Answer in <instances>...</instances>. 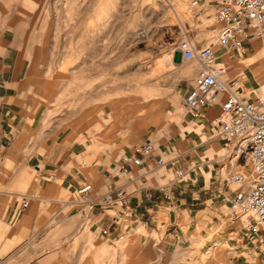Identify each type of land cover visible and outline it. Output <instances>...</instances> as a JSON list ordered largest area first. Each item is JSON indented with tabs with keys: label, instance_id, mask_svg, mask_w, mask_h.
I'll return each instance as SVG.
<instances>
[{
	"label": "rangeland",
	"instance_id": "rangeland-1",
	"mask_svg": "<svg viewBox=\"0 0 264 264\" xmlns=\"http://www.w3.org/2000/svg\"><path fill=\"white\" fill-rule=\"evenodd\" d=\"M200 3L0 0V55L6 46L28 59L25 64L29 62L31 69L25 78L39 83L36 91L30 89L32 93L46 97V125L57 120V128L65 129L75 121L87 122L93 140L107 126L109 144L116 138L123 139L125 147L132 145V139L135 147L153 142L157 153L160 145H186L163 160L179 157L201 166L211 162L228 196L211 215L190 219L167 211L151 223L127 221L107 235L88 227L73 230L67 223L54 224L36 238L29 255L23 253L13 264H264V256L259 259L252 242H242L228 222L232 199L243 189L226 185L225 178L243 172L250 182L249 164L239 158L230 169L236 144L218 135L214 119L211 131L201 129L182 103L199 67L182 57L178 45L188 40L192 46L215 49L221 29L216 14L206 17ZM225 54L227 64L222 65L233 75L227 78L246 76L249 60ZM263 65L264 60L253 70L254 86L246 88L244 96L256 93L264 99V86L256 78ZM186 68L195 70L188 76ZM148 104L155 108L151 114ZM176 109L184 113L189 127L176 122L172 114ZM151 117L154 123L160 118L157 141L151 139L157 128L146 124L152 123ZM185 130L190 133L184 137ZM219 158L223 160L217 162Z\"/></svg>",
	"mask_w": 264,
	"mask_h": 264
},
{
	"label": "crops",
	"instance_id": "crops-1",
	"mask_svg": "<svg viewBox=\"0 0 264 264\" xmlns=\"http://www.w3.org/2000/svg\"><path fill=\"white\" fill-rule=\"evenodd\" d=\"M218 2L201 0L206 17L216 14ZM246 35L244 58L249 61L245 64L248 70L243 94L246 88L254 86L253 70L262 62L254 51L255 46L259 45L264 54V35L257 36L249 27ZM225 53L216 49V59L226 56ZM25 61L28 59L23 53L12 47L5 46L0 55V264L17 263L23 253L29 255L36 238L54 224L67 223L73 230L88 227L107 235L117 232L127 221L147 224L167 211L186 214L190 219L211 215L214 207L227 199L211 162L202 166L193 162L191 166L174 157L178 164L156 167V160H163L186 145L182 148L174 147L173 143L160 145L163 148L159 147L160 153L154 147L152 159H142L139 166H131L129 174L124 176L118 172V162L123 155H134L139 147H135V139L126 147L123 139L118 138L109 144L105 126L100 128L98 139L93 140L87 122L82 121L72 122L65 129L57 128V120L46 125L48 114L44 102L47 100L42 92H31L32 88L36 91L39 83L25 78V71L31 69ZM226 76L233 77L229 72ZM255 94L243 99L258 97ZM217 113L218 106L207 110L199 121L192 120L201 124V129L205 126L211 131ZM172 114L181 127H189L184 113L176 109ZM146 124L157 128L151 138L157 141L160 118L156 123ZM189 133L185 130L184 137ZM222 160L219 158L217 162ZM231 161L230 169L235 167ZM180 169L184 171L182 176L176 174ZM84 185L90 189L80 194ZM120 187L128 194L126 205L104 207V197L114 198L115 190ZM24 201L27 208L21 210ZM262 239L264 243V236Z\"/></svg>",
	"mask_w": 264,
	"mask_h": 264
},
{
	"label": "built area",
	"instance_id": "built-area-1",
	"mask_svg": "<svg viewBox=\"0 0 264 264\" xmlns=\"http://www.w3.org/2000/svg\"><path fill=\"white\" fill-rule=\"evenodd\" d=\"M216 21L221 25L217 36V46L227 52L246 56L245 38L247 27L257 36L264 35V0H219ZM182 57L195 61L198 65L190 90L183 97V106L189 110L193 118L199 121L204 113L218 106L214 126L218 135L237 145L236 161L242 158L249 164L252 178L248 182L240 172L229 173L225 184L242 188L231 202L229 224L231 230L242 242H252V249L264 256L262 238L264 235V99L254 97L243 99L244 74L228 79L227 68L216 64L213 46L195 47L185 40L178 45ZM155 149L153 144L145 142L135 149L134 155H123L118 172L124 176L129 174L131 166H139L142 159H152ZM136 154V156H135ZM235 161V162H236ZM178 164V159L169 162L156 160V167ZM176 174L182 176L183 170ZM89 185H84L80 194L86 193ZM128 194L123 188H117L114 198L106 195L104 207L115 204L122 208L126 205ZM27 208V202L20 205L21 210Z\"/></svg>",
	"mask_w": 264,
	"mask_h": 264
},
{
	"label": "bare ground",
	"instance_id": "bare-ground-1",
	"mask_svg": "<svg viewBox=\"0 0 264 264\" xmlns=\"http://www.w3.org/2000/svg\"><path fill=\"white\" fill-rule=\"evenodd\" d=\"M139 36H140V38H144V35L142 34V33H140L139 34ZM216 47H218V46H214V48H216ZM221 49V48H220ZM222 50V49H221ZM214 51H215V49H214ZM254 51H255V53L257 52V55H259V58H260V61H263L264 60V54H263V50H262V48L259 46V45H256L255 46V48H254ZM216 61H217V63L218 64H227V62H226V56H223V57H220V58H218V59H216V55H215V60H214V62L216 63ZM216 63V64H217ZM226 66V65H225ZM227 67V66H226ZM231 67V66H230ZM232 68V67H231ZM263 68H264V65H263ZM193 70H195V68H186V71H187V75L188 76H190V73H192V71ZM233 70H235V69H233ZM228 74V73H227ZM256 74V73H255ZM256 78H257V80H258V82L262 85V86H264V69L263 70H261L260 69V72H258L257 74H256ZM154 105H151V104H148V110H150L149 112H150V114H151V110H153V109H155L154 107H153ZM146 108V107H145ZM153 115V114H152ZM151 115V116H152ZM149 122H153L154 123V117H151L149 120H148ZM236 148H237V145H236ZM235 148V149H236ZM235 153H236V150H235ZM236 161V158L234 159V160H232L231 162H232V164L235 166L237 163L235 162ZM246 177V176H245Z\"/></svg>",
	"mask_w": 264,
	"mask_h": 264
}]
</instances>
